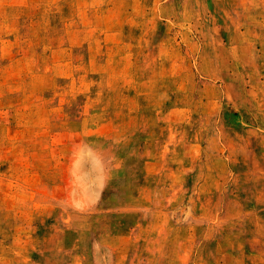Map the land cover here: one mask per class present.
Here are the masks:
<instances>
[{
	"label": "rangeland",
	"instance_id": "374dc122",
	"mask_svg": "<svg viewBox=\"0 0 264 264\" xmlns=\"http://www.w3.org/2000/svg\"><path fill=\"white\" fill-rule=\"evenodd\" d=\"M0 264H264V0H0Z\"/></svg>",
	"mask_w": 264,
	"mask_h": 264
}]
</instances>
